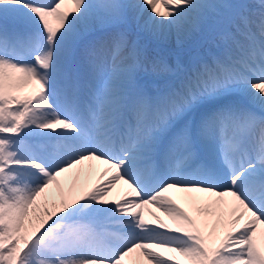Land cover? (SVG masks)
Listing matches in <instances>:
<instances>
[{
    "label": "snow or ice",
    "instance_id": "6c2138e0",
    "mask_svg": "<svg viewBox=\"0 0 264 264\" xmlns=\"http://www.w3.org/2000/svg\"><path fill=\"white\" fill-rule=\"evenodd\" d=\"M0 264H264V0H0Z\"/></svg>",
    "mask_w": 264,
    "mask_h": 264
},
{
    "label": "bare ground",
    "instance_id": "6f19581e",
    "mask_svg": "<svg viewBox=\"0 0 264 264\" xmlns=\"http://www.w3.org/2000/svg\"><path fill=\"white\" fill-rule=\"evenodd\" d=\"M45 2H51V0H45ZM200 39L199 35H193L191 39L185 42V44L188 43H194L198 42ZM164 44V46H157L154 48H158V50L161 51L162 54L168 55L170 53L174 52H181L179 50L180 47L177 46L176 43V37L171 36L167 41L161 42ZM199 47V46H197ZM195 47V48H197ZM107 166L100 164L99 162L92 161V162H86L83 166V170L80 169H74L72 172L66 174L65 176L61 177V185L64 189L65 195L72 194L74 196H79L83 194L86 191L92 190L94 187H96L99 184H102L107 181V179L113 174V171L108 172L107 176H102V173L106 170ZM130 189L127 185H124L122 182L117 184V186L112 190L111 195L109 196L110 200H117V199H128V198H134L129 196ZM53 195L59 199L58 192L53 189ZM176 201L177 204L180 205L181 208H183L185 211H187L190 215H193L194 217L198 216L199 213L197 209L207 207L212 203V200L214 198H209L204 196L203 194L198 195V199L196 201L195 206L193 205V202L188 198V196L183 194H177V193H168ZM121 200V201H123ZM144 215L146 220H151L152 217L149 215L150 212H155L156 215L160 216L161 219H163L166 223L171 224V220L167 216H165L161 211H158L154 207L145 208ZM203 219V217H200ZM211 228V225L209 226ZM223 229H221V232Z\"/></svg>",
    "mask_w": 264,
    "mask_h": 264
},
{
    "label": "rangeland",
    "instance_id": "374dc122",
    "mask_svg": "<svg viewBox=\"0 0 264 264\" xmlns=\"http://www.w3.org/2000/svg\"><path fill=\"white\" fill-rule=\"evenodd\" d=\"M200 42H201V41H200V39H199L198 42L184 44V45H183V48H184V49H188V48L191 49L192 47L197 46V44H199ZM192 44H195V45L192 46ZM180 48H181V47H180Z\"/></svg>",
    "mask_w": 264,
    "mask_h": 264
}]
</instances>
